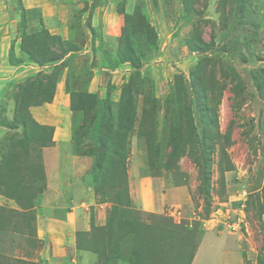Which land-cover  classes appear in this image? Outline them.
I'll list each match as a JSON object with an SVG mask.
<instances>
[{"label": "rangeland", "instance_id": "rangeland-1", "mask_svg": "<svg viewBox=\"0 0 264 264\" xmlns=\"http://www.w3.org/2000/svg\"><path fill=\"white\" fill-rule=\"evenodd\" d=\"M0 77V264H264V0H0Z\"/></svg>", "mask_w": 264, "mask_h": 264}, {"label": "crops", "instance_id": "crops-1", "mask_svg": "<svg viewBox=\"0 0 264 264\" xmlns=\"http://www.w3.org/2000/svg\"><path fill=\"white\" fill-rule=\"evenodd\" d=\"M5 82H6V78H2L0 77V109H1V113L2 112H5L3 114H6L9 110H10V101L8 102V98L7 96H5V92L3 91L2 87L5 86ZM5 108H6V111H5ZM1 123V122H0ZM9 127H6L4 125H0V137H2L4 139V136H3V133L4 131L8 130ZM16 129V128H14ZM61 132V131H60ZM61 139L64 141L66 140L65 136H64V133L61 132ZM4 141V140H3ZM1 142V141H0ZM67 146V144H64V147L65 148ZM57 151V146L55 148H53V150H51V154L52 152H56ZM58 151L61 152V146L58 147ZM48 154V153H47ZM50 154V157H49V154H48V160L52 161V155H56V154ZM64 158V156H63ZM47 159V158H46ZM65 183V182H64ZM68 186H69V183H68ZM69 187L67 188L66 191H68ZM170 189L168 190V192H165V195H162L161 194V198H158V201H156V196H158L157 194L154 196L151 195L152 197V203L149 202L147 203V208L149 209H152L154 212L156 213H160V212H164L165 209H166V204L167 202H169L171 200V197L172 196V191H170ZM169 193V194H168ZM175 194V193H174ZM11 204V202H9ZM187 211L190 212L191 210H189L187 208ZM50 218V219H49ZM36 220H34L33 222H35L36 224L39 225V227H41V230L42 229H47L48 227L50 228V230H52L53 233L51 232H48L46 234V236H48L47 234H50L49 235V238L50 236H52L53 234L57 235L59 237V233L60 231L63 232L62 230H69L72 226V222H69V223H61V221H55L56 219H53L49 216H46V217H43L40 215V217H35ZM2 221H0V232H3L5 234H8L9 232H11L12 230H17V221L14 222L13 225H2L3 223H1ZM5 226H11V228L9 227V229H4L3 227ZM216 228L215 227H207V228H203L202 231H203V235H202V238L200 239L199 243H197L196 245V248H195V251H194V255L192 256L191 255V259H190V263L189 264H241V263H237L236 262V258H235V254H231L230 253V247L231 245L228 244L227 240L229 239L228 237H222L218 232L217 230H215ZM54 230H57V231H54ZM12 233H14V231H12ZM16 233V231H15ZM57 240V237H53V241ZM216 240L218 242L221 243V246H220V256L218 257L217 261H214V260H211V261H207L206 260H203V261H198V258H199V255H200V252L204 249L203 248V245L204 243H209L210 245L212 244V242ZM50 241V240H49ZM53 245V244H52ZM210 245H209V248L210 249ZM49 255L48 253L45 255V253H42L40 257H38L37 259H35L34 261L36 262H41V264H49L50 261H49ZM38 262V263H39Z\"/></svg>", "mask_w": 264, "mask_h": 264}, {"label": "trees", "instance_id": "trees-1", "mask_svg": "<svg viewBox=\"0 0 264 264\" xmlns=\"http://www.w3.org/2000/svg\"><path fill=\"white\" fill-rule=\"evenodd\" d=\"M33 59H35V58H33ZM35 61L37 62V63H42V61L43 60H39V59H35ZM197 72V70L196 71H194V73H196ZM50 80H52V79H50ZM49 82V81H48ZM133 84V83H132ZM132 84L130 85V83H129V85H128V89L132 86ZM244 87V86H243ZM52 88V87H51ZM238 89V91H241V87H238L237 88ZM196 94L197 93H199L198 91H197V88H195V91H194ZM91 94L90 93H88L87 94V96L89 97ZM47 98H46V101H48V100H50L51 98H53V96H54V88H52V90H50V91H48L47 92ZM200 101V100H199ZM200 103V105H201V101L199 102ZM23 123H24V120H23ZM172 147H173V149H176V142L173 140L172 141ZM102 229H104V228H100V230H102Z\"/></svg>", "mask_w": 264, "mask_h": 264}]
</instances>
